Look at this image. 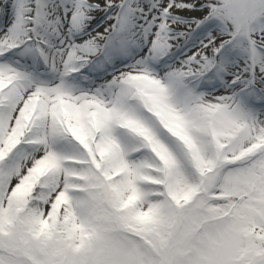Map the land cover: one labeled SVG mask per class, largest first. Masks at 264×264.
Masks as SVG:
<instances>
[{
    "label": "snow or ice",
    "instance_id": "obj_1",
    "mask_svg": "<svg viewBox=\"0 0 264 264\" xmlns=\"http://www.w3.org/2000/svg\"><path fill=\"white\" fill-rule=\"evenodd\" d=\"M0 264H264V0H0Z\"/></svg>",
    "mask_w": 264,
    "mask_h": 264
}]
</instances>
